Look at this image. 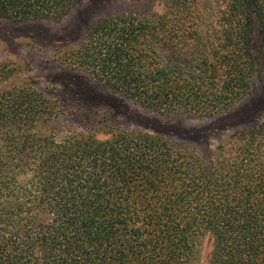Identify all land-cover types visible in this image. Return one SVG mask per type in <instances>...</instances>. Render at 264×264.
I'll return each instance as SVG.
<instances>
[{
	"label": "trees",
	"instance_id": "1",
	"mask_svg": "<svg viewBox=\"0 0 264 264\" xmlns=\"http://www.w3.org/2000/svg\"><path fill=\"white\" fill-rule=\"evenodd\" d=\"M81 1L0 0V19L53 21ZM144 1L160 11L103 20L68 64L162 116L244 99L264 68V0ZM12 74L0 64V264H191L205 236L208 264H264V121L206 162L148 133L61 127L62 107Z\"/></svg>",
	"mask_w": 264,
	"mask_h": 264
},
{
	"label": "rangeland",
	"instance_id": "2",
	"mask_svg": "<svg viewBox=\"0 0 264 264\" xmlns=\"http://www.w3.org/2000/svg\"><path fill=\"white\" fill-rule=\"evenodd\" d=\"M144 0H82L63 18L12 22L0 19V64L13 69L5 84L29 87L56 101L63 114L52 121L71 131L88 130L99 139L124 130L159 136L209 162L216 146L251 122L264 121V68L240 102L207 120L148 113L102 88L68 64L88 32L116 14L159 12ZM256 52V50H255ZM87 90V91H84ZM212 241L201 238L191 264H208Z\"/></svg>",
	"mask_w": 264,
	"mask_h": 264
}]
</instances>
